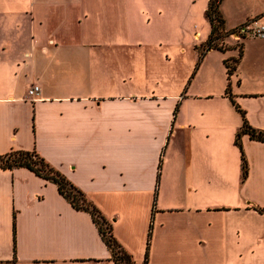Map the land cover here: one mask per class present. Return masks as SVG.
Masks as SVG:
<instances>
[{
    "label": "crops",
    "instance_id": "crops-1",
    "mask_svg": "<svg viewBox=\"0 0 264 264\" xmlns=\"http://www.w3.org/2000/svg\"><path fill=\"white\" fill-rule=\"evenodd\" d=\"M139 1L151 9L148 0ZM127 2L0 0V153L36 149L111 221L137 261L147 251V264H231L250 250L264 264L258 209L264 207V140L241 136L248 163L243 178L234 139L239 151L230 152V168L227 144L211 140L210 127L226 122L211 124L208 109L197 105L219 96L234 107L225 92L229 81L248 122L264 130V38L242 36L229 80L224 59L238 52L222 59L220 88L210 83L209 54L229 48L199 57L194 72L204 85L194 77L185 94L169 78L171 90L153 96L130 87L132 57L116 64L97 56L99 45H110L115 3L126 8ZM257 8L230 24L221 9L226 31L252 16L264 20V0ZM247 36L254 47L250 63ZM33 80L42 87L36 100L25 97ZM0 264L114 262L90 212L75 208L54 181L26 166H0Z\"/></svg>",
    "mask_w": 264,
    "mask_h": 264
},
{
    "label": "rangeland",
    "instance_id": "rangeland-1",
    "mask_svg": "<svg viewBox=\"0 0 264 264\" xmlns=\"http://www.w3.org/2000/svg\"><path fill=\"white\" fill-rule=\"evenodd\" d=\"M148 1L151 8L149 10L143 9L139 0H128L126 8H120L115 3L114 11L108 18L113 31L106 39L108 44L114 46L99 45L97 56L100 59L111 57L116 64L117 59H122L124 56L129 59L132 57L128 65L129 73L126 75L130 76L132 90L138 92H148L155 96L170 91L169 78L179 81L180 93L190 92V83L194 77L195 85H204V78L196 77L194 70L199 57H201V43L209 30V22L205 15L207 0ZM261 1L223 0L221 9L228 24L236 23L257 10ZM232 31H234V27L230 28L218 42L224 47H229L227 52L213 50L209 54L212 65V68L210 66L212 87L220 88L223 85L222 59L235 55L242 43L243 38L235 37ZM246 38L248 39L244 40V51L246 62L250 63L254 50L253 40L249 36ZM122 43L126 45L123 46ZM182 46L183 48H181ZM112 68L115 73L119 72L118 66L115 65ZM165 77L168 79L167 83L163 82ZM175 90H177V85L172 89V91ZM197 105H203L205 109H208L207 116L211 124L218 121L216 118L226 122L224 127L211 126L210 134L212 141L219 139L223 145L227 144L226 165L227 168L232 167L234 156L230 152L233 150L237 155L239 151L233 144L232 119L238 118L239 112L228 100L224 101L219 96L198 99ZM257 252L246 251L241 256L235 257L231 264H259L261 259L258 258Z\"/></svg>",
    "mask_w": 264,
    "mask_h": 264
},
{
    "label": "trees",
    "instance_id": "trees-1",
    "mask_svg": "<svg viewBox=\"0 0 264 264\" xmlns=\"http://www.w3.org/2000/svg\"><path fill=\"white\" fill-rule=\"evenodd\" d=\"M222 0H208L205 9V15L210 23V32L202 43L201 57L206 50L210 48L226 49L219 44V40L227 33L225 29V20L222 15L220 4ZM231 47V46H230ZM242 55V44L238 47V54L234 57L224 59L226 65L227 77L234 71L237 62ZM234 107L240 112L242 122L237 129L234 142L240 149L242 177L244 178L248 171V163L241 143V136L248 134L251 138L264 140V130L253 127L247 120L244 110L236 103L233 95L229 91V81L225 90ZM0 166L12 168L15 166H26L32 169L38 175L54 181L59 191L69 200L77 209H84L90 212L94 222L104 242L108 246L111 258L114 264H147L148 253L146 251L142 261H137L133 255L117 240L112 231L111 221L98 209V207L86 196V194L70 181L61 171L51 165L36 149H10L7 152L0 153ZM264 212V207L258 208Z\"/></svg>",
    "mask_w": 264,
    "mask_h": 264
},
{
    "label": "built area",
    "instance_id": "built-area-1",
    "mask_svg": "<svg viewBox=\"0 0 264 264\" xmlns=\"http://www.w3.org/2000/svg\"><path fill=\"white\" fill-rule=\"evenodd\" d=\"M235 37H242L244 35H254L256 37L264 38V20H261L259 16H252L246 21L238 24L232 31ZM42 87L39 82L33 80L26 86L25 97L30 100H36L41 97Z\"/></svg>",
    "mask_w": 264,
    "mask_h": 264
}]
</instances>
